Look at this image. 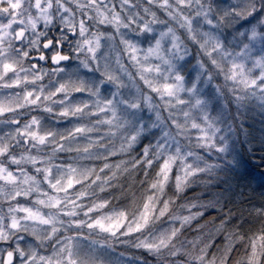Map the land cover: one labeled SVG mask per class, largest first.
I'll list each match as a JSON object with an SVG mask.
<instances>
[{"label": "snow or ice", "instance_id": "snow-or-ice-1", "mask_svg": "<svg viewBox=\"0 0 264 264\" xmlns=\"http://www.w3.org/2000/svg\"><path fill=\"white\" fill-rule=\"evenodd\" d=\"M256 113L264 0H0V264H264V195L223 134L264 159ZM193 185L214 191L174 213Z\"/></svg>", "mask_w": 264, "mask_h": 264}, {"label": "trees", "instance_id": "trees-1", "mask_svg": "<svg viewBox=\"0 0 264 264\" xmlns=\"http://www.w3.org/2000/svg\"><path fill=\"white\" fill-rule=\"evenodd\" d=\"M245 127H251L253 129V134L257 137L264 134V118H261L258 113L252 114L249 116V119L244 121ZM235 149L238 152H241L244 155V158L247 160V166H246V175H250L251 177H254L253 179H245L240 182V185L243 189V197H246L251 203L255 204L257 207L260 206L261 203V197L264 195V159L261 158V150L259 146L257 147V150L254 154L255 158L253 159L251 155L243 152V147L239 140H236L235 137ZM123 157L117 156L110 158L111 163H116L118 160L122 159ZM97 165H99V162H94ZM244 171L243 168L238 170L237 173H232L231 171L228 173L229 176V183L232 185V191L235 192L237 181L239 179V172ZM142 173L139 175V178H137V174L133 173L131 176L125 174L122 177H119V183L122 184L128 193L129 197L131 196L132 192H135L137 196L141 194V185L139 183V179H142ZM116 183V181H114ZM174 189L172 187L168 188L169 195L172 194ZM212 191L214 189L209 191L202 190L201 187L197 185L190 186L188 189H186L183 193V197L177 201L173 207L172 211L174 213L179 212L182 213V209L180 208V204L184 203L185 200H191L194 196L197 194L202 193V199H207L212 195ZM241 197H237V201H239ZM121 202L126 203V201L121 200L119 204L123 205ZM114 203H117L114 201ZM212 217H217V222H219V219L223 218L222 215L219 213L218 209H208L205 213V216L203 220L199 221V223H204L208 220H210ZM167 217L162 218V221H158L157 223L159 225L165 226V220ZM231 224L239 225L242 227V229L245 232H248L249 235L252 232H257V230L260 228V221L257 219L252 218H245L243 221L240 220L239 216L235 217ZM167 225V224H166ZM231 226V225H230ZM196 224L193 223L192 229H195ZM188 239H193L197 233L193 230H186L185 232ZM224 237L223 235H219L215 238V244L221 245L223 243ZM247 243V241H245ZM216 249L213 248L212 251H215ZM244 255V245H237L236 251L232 254V260L235 261L236 259L242 257ZM151 257H147V260ZM231 264V262H230Z\"/></svg>", "mask_w": 264, "mask_h": 264}, {"label": "rangeland", "instance_id": "rangeland-1", "mask_svg": "<svg viewBox=\"0 0 264 264\" xmlns=\"http://www.w3.org/2000/svg\"><path fill=\"white\" fill-rule=\"evenodd\" d=\"M226 127V130H225V132L223 133L224 135H231V138H232V140H233V142H234V144H235V137H236V135H235V133H231L229 130H228V128H227V125L225 126ZM149 139H151V138H149ZM148 141L147 140H145L144 141V143H147ZM119 145V141H117V146ZM142 147V145H138L137 146V152H139L140 151V148ZM234 147H235V145H234ZM63 155V154H62ZM57 162H59V161H57ZM110 163H111V160L109 161ZM80 163H82V164H84V165H86V166H91V164H93L94 163V161H88V160H85V161H81ZM122 204L124 203V202H121ZM177 213H179V212H177ZM180 214H185V210H183L182 209V213H180ZM166 224H165V226H162V225H160L161 227H166V226H169V221H168V219H166L165 221H164ZM152 258H149L148 260L150 261Z\"/></svg>", "mask_w": 264, "mask_h": 264}]
</instances>
